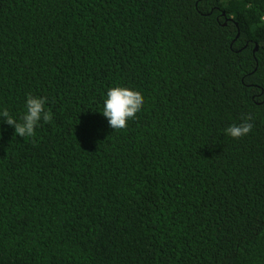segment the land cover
I'll list each match as a JSON object with an SVG mask.
<instances>
[{
	"label": "trees",
	"instance_id": "obj_1",
	"mask_svg": "<svg viewBox=\"0 0 264 264\" xmlns=\"http://www.w3.org/2000/svg\"><path fill=\"white\" fill-rule=\"evenodd\" d=\"M113 87L143 100L118 130ZM29 95L51 119L0 123V264H264V0H0V108Z\"/></svg>",
	"mask_w": 264,
	"mask_h": 264
},
{
	"label": "clouds",
	"instance_id": "obj_2",
	"mask_svg": "<svg viewBox=\"0 0 264 264\" xmlns=\"http://www.w3.org/2000/svg\"><path fill=\"white\" fill-rule=\"evenodd\" d=\"M46 100L43 97L29 95L25 102L26 111L20 120L10 115L7 109L0 108V123H5L14 129V137H31L41 121L48 122L51 113L45 111ZM143 100L138 92L125 87L108 89L103 101L102 115L110 128L123 129L128 121H133L141 111ZM248 117L239 125H230L224 129V134L234 139L248 135L252 124Z\"/></svg>",
	"mask_w": 264,
	"mask_h": 264
},
{
	"label": "water",
	"instance_id": "obj_3",
	"mask_svg": "<svg viewBox=\"0 0 264 264\" xmlns=\"http://www.w3.org/2000/svg\"><path fill=\"white\" fill-rule=\"evenodd\" d=\"M238 37H239V34H238ZM257 49H258V46H257Z\"/></svg>",
	"mask_w": 264,
	"mask_h": 264
}]
</instances>
